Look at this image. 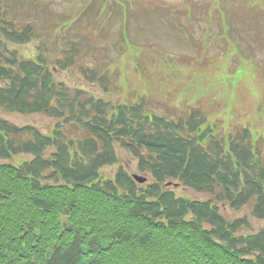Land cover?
<instances>
[{"label":"trees","instance_id":"trees-1","mask_svg":"<svg viewBox=\"0 0 264 264\" xmlns=\"http://www.w3.org/2000/svg\"><path fill=\"white\" fill-rule=\"evenodd\" d=\"M77 22L49 27L73 35ZM66 34L52 59L33 25L0 8V113L56 122L44 134L0 117V264H264V227L242 233L245 217L221 213L250 207L264 221L262 139L246 127L226 133L199 110L164 115L97 97L86 84L107 90V76L81 63ZM34 40L31 54L10 47ZM67 70L80 75L71 84L56 78ZM117 146L146 183L123 167L104 172Z\"/></svg>","mask_w":264,"mask_h":264},{"label":"rangeland","instance_id":"rangeland-1","mask_svg":"<svg viewBox=\"0 0 264 264\" xmlns=\"http://www.w3.org/2000/svg\"><path fill=\"white\" fill-rule=\"evenodd\" d=\"M1 7L10 9L17 24L34 26L52 59L61 56L64 33L68 43L76 38L81 63L107 76V90L98 81L85 83L97 97L114 105L142 101L164 115L199 110L226 133L250 129L264 150V0H0ZM77 19L73 35L60 27L52 35L50 25L63 21L69 28ZM37 45L34 40L10 47L27 55ZM66 76L71 84L80 75L67 70L56 78ZM0 117L44 134L56 123L37 114ZM117 155V164L105 173L123 167L141 175L118 146ZM174 190L191 200L207 199L182 187ZM221 213L226 219L245 217L249 227L242 233L264 227L250 207L238 212L226 207Z\"/></svg>","mask_w":264,"mask_h":264},{"label":"water","instance_id":"water-1","mask_svg":"<svg viewBox=\"0 0 264 264\" xmlns=\"http://www.w3.org/2000/svg\"><path fill=\"white\" fill-rule=\"evenodd\" d=\"M134 180L140 184H143L146 182V178H143V177H140V176H137V175H134L133 176Z\"/></svg>","mask_w":264,"mask_h":264}]
</instances>
